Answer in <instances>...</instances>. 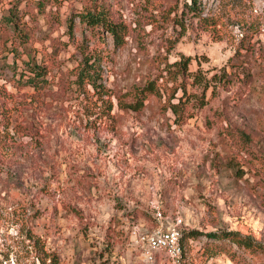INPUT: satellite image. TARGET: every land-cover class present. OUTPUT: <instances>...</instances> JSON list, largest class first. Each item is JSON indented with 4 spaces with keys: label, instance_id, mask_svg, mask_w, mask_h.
Listing matches in <instances>:
<instances>
[{
    "label": "rangeland",
    "instance_id": "374dc122",
    "mask_svg": "<svg viewBox=\"0 0 264 264\" xmlns=\"http://www.w3.org/2000/svg\"><path fill=\"white\" fill-rule=\"evenodd\" d=\"M16 1L0 0V18ZM36 1L19 2L22 33L0 26V264H146L130 228L155 227L157 210L185 233L234 230L257 243L245 252L187 237L184 264H264V0H195L219 16L207 28L185 7L194 0H98L125 25L119 46L78 21L70 36L85 0L44 11ZM243 34L249 77L230 66ZM181 56L207 77L225 69L204 107L181 123L154 96L139 111L119 108L116 97L148 79L169 95L181 79L166 67ZM32 58L49 69L38 92L19 86ZM87 58L95 88L76 80ZM191 80L187 90L200 91Z\"/></svg>",
    "mask_w": 264,
    "mask_h": 264
},
{
    "label": "trees",
    "instance_id": "16d2710c",
    "mask_svg": "<svg viewBox=\"0 0 264 264\" xmlns=\"http://www.w3.org/2000/svg\"><path fill=\"white\" fill-rule=\"evenodd\" d=\"M20 1L21 0L14 2L0 18V26H2V28L4 29H11L14 33H22V10L19 8ZM51 1L55 2L57 0H37L35 3V7H37L38 11H44L45 5L49 4ZM99 2L101 1L85 0V2L79 9L70 13L66 24L67 30L69 34H71L70 36H72L75 22L78 21L79 24L83 25L84 28L90 29L96 34H100V32H107L112 37L115 46H119L124 40V33L126 29L125 25L121 21H115L110 16L109 10ZM193 4L194 5L191 7L185 2V7H188L187 11L193 12V14H195V16L198 18L199 24H201L205 28H207L208 26H215V24L219 20V16L202 15V12L195 7V0L193 1ZM183 13L185 14L186 12L184 11ZM39 14L42 15L41 13ZM32 16L38 19L39 15L35 16L34 13H32ZM180 23H183V20H180ZM245 34L247 35L248 32H246ZM23 35L25 37L23 42H25L28 37L26 33H23ZM246 35L243 34L240 40V47L242 48H238L235 56L231 59L232 63L230 64V66L236 68L235 73L237 76L239 75V73H243L244 76L249 77L251 74L249 69L246 68V66L242 63V56L244 57L249 54H254V49L250 46L251 44L248 39L245 40ZM11 50L16 51L17 46L14 45ZM260 57L264 62L263 51L262 53H260ZM190 61L191 56H181L178 61H175L171 64L173 65L172 69H169L168 67L170 64L166 67V70H168L167 72H170V74L173 73L172 79L174 81H177L178 77L181 79L174 87L171 86V93L169 95H166L165 89L157 83V79H148L142 86H136L130 90V99H125V93L118 95L116 99L119 108L123 110L139 111L144 107L145 101L151 96H154L160 100L165 99L163 108L164 110L167 108L171 109V111L175 115V121L177 123L185 121L193 114L190 109H201L205 106V104H207L208 100L205 99V93L211 86V82L217 79L216 81L220 83L223 80L222 78H224V76L226 75L224 68L222 75L218 77L217 73L213 74L211 77H207V75L201 70V68H197L195 71H190ZM23 62L26 67L25 70L20 74L21 77L19 79V86L31 85L37 92L40 91V88L43 87V83L47 80V74L49 72V69H47V64L43 65V62L38 63L33 58L29 60H23ZM89 62L90 61L88 58L85 59L83 65L80 67L77 73L76 80L81 84L90 83L95 88V86H97L95 83L96 71L92 70L93 62ZM186 77L192 78L191 85L197 86L198 88H200V91H188L185 83ZM228 82L229 81L226 79V82L224 84H227ZM178 88H180L182 92L181 94L176 96L175 93L177 92ZM103 92L106 91L103 90ZM260 168H262V171L264 172V167ZM180 232V242L183 249V261V239L187 237L194 238L200 235L205 236L208 240L207 246H220L215 242H221L222 244L223 242L227 241L229 243L235 244L239 248H242L245 252H256L257 250V243L251 238V236L242 235L238 231L234 230H212L207 232L190 230L185 233L184 229L181 228ZM228 248V252L231 253L232 259L236 260V253L234 251H230V247ZM41 250L42 249L40 248L39 256L42 263H44V258L47 254L42 253Z\"/></svg>",
    "mask_w": 264,
    "mask_h": 264
},
{
    "label": "built area",
    "instance_id": "2783aa9c",
    "mask_svg": "<svg viewBox=\"0 0 264 264\" xmlns=\"http://www.w3.org/2000/svg\"><path fill=\"white\" fill-rule=\"evenodd\" d=\"M158 225L146 229L135 225L130 228L132 244L146 264H184L180 242L181 219H169L157 210L153 214Z\"/></svg>",
    "mask_w": 264,
    "mask_h": 264
}]
</instances>
